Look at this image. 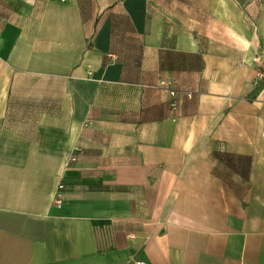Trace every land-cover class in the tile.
<instances>
[{"label": "crops", "instance_id": "crops-1", "mask_svg": "<svg viewBox=\"0 0 264 264\" xmlns=\"http://www.w3.org/2000/svg\"><path fill=\"white\" fill-rule=\"evenodd\" d=\"M206 6L0 0V264H264V37Z\"/></svg>", "mask_w": 264, "mask_h": 264}, {"label": "rangeland", "instance_id": "rangeland-1", "mask_svg": "<svg viewBox=\"0 0 264 264\" xmlns=\"http://www.w3.org/2000/svg\"><path fill=\"white\" fill-rule=\"evenodd\" d=\"M123 1L129 3L137 18H143L145 11L148 12V18L161 15L164 10L182 11L185 4H192V2L195 4L197 16H203L202 10L208 8L206 5L209 4L212 11L206 10L208 11L207 17L210 15L209 18L212 19H223L222 17L227 16L234 20L239 13H242L245 25L251 31L253 30L259 36L264 37V0H116V2ZM99 2L102 8L111 0H99Z\"/></svg>", "mask_w": 264, "mask_h": 264}, {"label": "built area", "instance_id": "built-area-1", "mask_svg": "<svg viewBox=\"0 0 264 264\" xmlns=\"http://www.w3.org/2000/svg\"><path fill=\"white\" fill-rule=\"evenodd\" d=\"M253 62L254 64L257 65L258 71H257V78L258 80H263L264 79V52H261L259 54H257L254 58H253ZM160 87H168L170 86V83L165 82V81H161L159 84ZM170 94L171 96H175L176 92L174 90H170ZM189 97H191V94H188ZM173 108L175 109L177 107V104L174 102L172 104ZM77 160V158L75 156H72L70 158V162H75ZM63 190H64V185L62 183L59 184L58 186V190L57 193L55 195V199H54V205L57 208H61L62 204H63ZM137 264H145V262H137Z\"/></svg>", "mask_w": 264, "mask_h": 264}]
</instances>
